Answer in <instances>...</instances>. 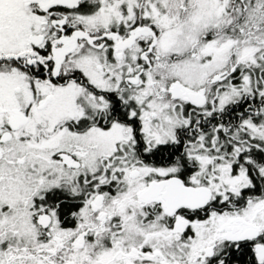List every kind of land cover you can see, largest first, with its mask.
<instances>
[{"label": "flooded vegetation", "instance_id": "flooded-vegetation-1", "mask_svg": "<svg viewBox=\"0 0 264 264\" xmlns=\"http://www.w3.org/2000/svg\"><path fill=\"white\" fill-rule=\"evenodd\" d=\"M112 1H30L34 10L44 18L43 32L32 37L28 35L30 50L7 53V56L0 51V73L12 67L28 78L46 80L52 86L74 83L79 89L76 96L78 116L65 120L67 129L72 130L71 127L76 126L79 129L75 132L83 133L91 127L109 128L115 122L125 125L130 130L133 150L132 155L124 158L134 163L137 160L136 166L142 164L169 170L144 175L142 185L137 187L136 193L133 192L132 203L135 204L136 214L124 222V214L116 213L118 204L111 207L107 200L117 190L123 192L136 179H141L140 165L127 172L123 169L117 171L112 165L94 169L77 155L76 150L62 149L36 162L31 156L30 165L20 166L25 163L23 157L9 153L15 141L12 132L27 121V115L26 112L13 111L4 116V108L0 104V264H7L8 257L12 260L11 264H264V230L251 220L235 216L222 224V231L215 228L211 230V209L227 210L228 205L231 207L234 204L212 199L205 181L190 180V174L196 166L193 158L188 157V154L194 153L188 149V144L196 138H201L202 151L205 148L204 152L209 156L215 152L222 160L231 158L229 153L235 145V162L243 167L250 179L245 189H254L255 193L264 189V134L256 133L260 123L264 125V118L252 114L254 100L258 98L254 86L250 89L254 92L249 93L251 96H244L249 95L247 93L228 102L225 100L219 108L211 111H207L211 106L209 95L213 91L226 94V85L216 86L217 89L213 84H203L194 89L173 80L166 89L157 90L154 87L158 93L164 91L165 94H171V99L182 110L180 115L186 124L177 127L173 140L146 147L140 130V110L132 102L131 86L127 83L132 76L122 73V79L115 86L110 70L89 76L83 67L63 68L66 57L71 53L76 52L79 58L90 57L89 60H92L97 56L98 48L105 47V57L109 59L111 52L127 48L133 41L140 44V51L146 60L158 57L153 47L159 31L148 17H142L141 10L134 16L133 23L129 17H124L117 26L111 22L101 25L99 22L89 24L83 21L85 16ZM143 1L139 0V4ZM241 1H230L228 16L235 15L227 21L239 31L242 29V23L238 21V17H241L238 8ZM40 2L42 5L37 4ZM125 2L121 3L123 14ZM2 43L0 39V45ZM116 55L120 56L118 52ZM233 69L234 65L230 64L229 69L217 71L206 78L218 79L221 83L229 80L235 83L239 75L232 77L230 72ZM144 72L141 68L134 75L143 78ZM174 83L178 84L181 91L198 93L197 98L201 102L194 101L184 92L175 93L172 87ZM258 87L264 90V86ZM51 99L52 93H48L38 108L44 107ZM237 110H240L239 117L229 118L236 116ZM15 115L22 116L24 120L13 126L11 120ZM244 121L251 123L254 133L249 134L244 129ZM89 138L88 134L86 140H91ZM211 140L215 149L209 148ZM174 141L183 142L185 153L182 156L172 149L166 152L160 149L166 142ZM112 156L109 155L110 158ZM19 174H25L27 186L32 188L27 203L21 204L22 208L15 202L12 206L27 214L31 229L26 240L13 233L9 235L2 225V190L4 185L8 190L9 184ZM121 174L127 183L131 181L128 186L122 182ZM251 174H254V181ZM259 174L261 176L257 178ZM172 177L178 179L182 186L208 188L209 197L192 206L179 204L169 212L163 197L165 184L147 198L140 196L152 182H162ZM171 183L177 188L178 183ZM8 192L11 194L12 191ZM129 202L130 199L122 201L127 209L131 207ZM251 228H254L252 233ZM163 232L171 238L168 244L163 241ZM164 252H170L171 259ZM4 254L6 260L2 262Z\"/></svg>", "mask_w": 264, "mask_h": 264}, {"label": "rangeland", "instance_id": "rangeland-1", "mask_svg": "<svg viewBox=\"0 0 264 264\" xmlns=\"http://www.w3.org/2000/svg\"><path fill=\"white\" fill-rule=\"evenodd\" d=\"M122 1L124 0L105 3L93 14L85 16L83 21L89 24L99 22L101 25L111 22L117 26L124 17H129L133 23L134 16L141 10L142 17H148L159 31L153 47L158 57L146 60L140 51V44L133 41L127 48L111 52L109 59L105 57V47L98 48L97 56L92 60H89L90 57L79 58L74 50L72 51L74 53L66 57L63 68L83 67L89 76L99 75L102 70H110L112 71L110 75L115 79V86L122 79L120 77L122 73L132 76L130 83H127L131 86L132 102L140 110V130L144 135L146 147L173 140L177 127L186 124V120L180 115L182 110L176 105L175 100H172L171 94H165L164 91L158 93L155 90L166 89L173 80L194 89L203 84H213L215 87L226 85L224 91L226 94L213 91L209 95L208 102L211 106L207 111L219 108L225 100L228 102L251 93L250 89L253 86L258 96L264 94V90L257 86L259 77L264 82V74L259 75L257 68L261 48H264L262 42L264 33H261L264 30V0H259L262 4L255 1L254 14L252 13L254 21L247 22L248 25L240 31L227 22L235 15L234 13L228 16L227 4L231 0H144L141 5L139 0H125V14L122 13ZM37 4L42 5L41 2ZM43 19L28 0H0V39L3 42V45H0L1 54L7 56V53L30 50L27 37L43 32ZM117 52L120 54L119 57L116 55ZM97 62L99 66L96 65ZM230 64L234 65L230 72L231 76L235 78V74L239 75V80H235V83H230V80L221 83L218 79L206 78L217 71L229 69ZM141 68L145 71L144 77H135V72ZM100 81L99 77L98 83ZM78 92L79 89L74 83H67L61 87L52 86L46 80L28 78L23 72L12 67L9 71L0 73V104L4 108V116L13 111L26 112L27 115V121L12 132L15 141L9 154L23 157L25 163L20 165L23 167L31 164V156L36 162L62 149L76 150L77 155L94 169L112 165L117 171L123 169L127 172L130 168L140 165L141 179H136L134 184L123 192L117 190L113 197L107 198L111 207L118 204L116 213L124 214V222L129 221L136 214L135 204L132 203L133 192L136 193L137 187L142 185L144 175L166 172L169 169H158L142 164L136 166L137 160H134L135 163L126 160L125 156L132 155L133 141L130 138L129 127L120 123L115 122L106 129L91 127L83 133L67 129L65 120L78 116L76 104ZM48 93H52V99L44 107L38 108V104ZM252 109V114H256L257 112H254L256 110ZM260 115L264 118V109ZM242 123L249 134L254 133L251 123L245 121ZM263 128L264 125L261 126L260 123L256 130L257 135L264 134ZM88 134L91 140H86ZM193 142L191 140L189 147L186 146L194 152L188 154V157L193 158L196 166L190 174V180L205 181L210 188V197L226 204L234 203L238 195L243 197V201L240 199L241 207L227 210L211 209L209 217L211 230L215 228L222 231V224L235 216L251 220L259 229L264 230V193L252 198L243 193L247 191L248 188L245 187L249 186L250 179L243 167L235 162V145L231 154L229 153L231 158L225 157L226 160H222L215 152L209 156L204 152L205 148L202 151L201 138H196ZM210 147L215 149L213 140L210 141ZM109 155H113L112 158ZM26 178L25 174H19L18 178L9 184L8 190L4 185L1 198L4 206L2 225L5 232H9V235L13 233L19 238L23 237L25 240L31 229L27 214L21 212L20 208L12 206L15 202L22 208L21 204L27 203L28 193L32 188L28 187ZM122 182L128 186L131 181L127 183L122 177ZM9 190L12 191L11 194L7 193ZM123 199L131 200L129 209L122 203ZM162 238L167 244L171 240L166 232L162 233ZM163 254L168 259L172 257L170 252ZM4 258L5 254L2 262L6 260ZM7 261V264L12 263L10 257Z\"/></svg>", "mask_w": 264, "mask_h": 264}, {"label": "water", "instance_id": "water-1", "mask_svg": "<svg viewBox=\"0 0 264 264\" xmlns=\"http://www.w3.org/2000/svg\"><path fill=\"white\" fill-rule=\"evenodd\" d=\"M34 1V0H28ZM37 40V38H35ZM173 89L175 93L181 94L186 93L188 94L194 101L201 102V99L197 98L199 96L198 93L195 92H188V91H181L179 89L178 84H173ZM24 118L20 115H15L11 122L13 126L18 125L19 123L23 122ZM171 182L178 183L177 188L173 186ZM163 184L166 185L165 191H163V197L165 200L166 210L171 211L174 207L179 204H186V205H195L204 202L209 197V190L206 187H191V186H182L178 179L176 178H169L162 182H152L140 196L147 198L150 194H153L155 191L158 190ZM173 186V188H171ZM254 232V228H251V233ZM250 233V234H251ZM264 247V246H262Z\"/></svg>", "mask_w": 264, "mask_h": 264}, {"label": "trees", "instance_id": "trees-1", "mask_svg": "<svg viewBox=\"0 0 264 264\" xmlns=\"http://www.w3.org/2000/svg\"><path fill=\"white\" fill-rule=\"evenodd\" d=\"M255 1L256 0H242L241 3L238 5V8H239V10L241 12V17H238V21L240 23H242L241 24L242 28H244L245 25H248L247 22L252 23L254 21V16L252 15V13L254 14V3H255ZM257 2L259 4H262L259 0H257ZM228 5H229L228 6V11L230 12L231 11V9H230L231 8V2ZM259 8H261L260 5H259ZM256 9L258 10V6H257ZM249 15H251V17ZM263 28H264V26H263ZM261 33H264V30ZM262 42H264V41H262ZM257 68H258L259 73H260L259 75L262 76L264 74V48L263 47L261 48L260 57L258 58ZM260 78L261 77H259V81H258L257 86H264V82ZM260 96H258V98L254 100V109L257 112L256 116L259 117V118L261 117L260 113L264 109V94H260ZM239 113H240V110H237V115L236 116H230L229 118H236V117L238 118L239 117ZM71 129L76 131L79 128L76 127V126H72ZM182 143L183 142H178V141H174V142H171V143L170 142L169 143L166 142L165 144L160 146V149L163 150L164 152H166V150H170L171 151V149H172L174 151H177L178 155L182 156L183 155L182 153H185V152H183L184 151V147H183ZM258 176H261V174L257 175V178H259ZM250 177L254 181V174H251ZM243 193H246L245 195H247L248 198H252V197H254V193L255 192H254V189H247V191L243 192ZM263 193H264L263 190H258V192L255 193V195L261 196ZM237 197H238L239 201H238V199L235 198L234 203H232L234 205L233 206L231 205V207L228 205V208H238V207L242 206L243 197L241 195H238ZM240 199L242 201H240Z\"/></svg>", "mask_w": 264, "mask_h": 264}]
</instances>
